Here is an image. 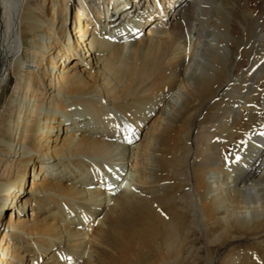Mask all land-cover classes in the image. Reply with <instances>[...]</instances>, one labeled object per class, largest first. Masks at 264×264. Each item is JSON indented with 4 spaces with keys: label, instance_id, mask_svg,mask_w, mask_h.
Returning <instances> with one entry per match:
<instances>
[{
    "label": "bare ground",
    "instance_id": "1",
    "mask_svg": "<svg viewBox=\"0 0 264 264\" xmlns=\"http://www.w3.org/2000/svg\"><path fill=\"white\" fill-rule=\"evenodd\" d=\"M29 1L0 0V88L12 65L27 72L16 117L30 89L58 70L59 44L92 69L79 60L49 76L61 101L38 107V183L28 200L19 196L24 179L0 190V220L7 198L25 214L31 205L35 216L11 221L14 235L10 243L5 236L0 257L15 263H2L213 264L215 247L262 239L264 145L252 135L264 123V65L250 71L264 59V0H158L159 12L151 0L127 9L106 0L114 10L104 28L92 7L75 14L70 0H50L56 32L34 15L22 20ZM24 23L30 35L45 32L44 71L35 41L31 61L21 59ZM247 144L256 146L250 154L241 151ZM8 148L30 154V165L32 152ZM100 235H109L107 255ZM254 256L264 260L257 250L221 264H252Z\"/></svg>",
    "mask_w": 264,
    "mask_h": 264
},
{
    "label": "rangeland",
    "instance_id": "2",
    "mask_svg": "<svg viewBox=\"0 0 264 264\" xmlns=\"http://www.w3.org/2000/svg\"><path fill=\"white\" fill-rule=\"evenodd\" d=\"M71 4L77 5L75 9L81 10L84 9L85 12L89 7H92L93 10L99 11L100 15V27L104 28L107 21L110 19L111 12L114 10V7H110V10L108 12L106 8V0H70ZM122 2L126 3V9L130 8L132 4L134 3V0H118L116 3V6L121 5ZM50 0H30L25 3L24 5V13L22 16V20L25 19L27 15H34L36 20H39L40 22H43L46 26V29H51L53 32L57 31L58 23L55 21V19H52L49 12V6ZM123 6L122 10H126ZM30 13V14H29ZM91 15V14H90ZM88 16L87 24H90V22H94V18L91 16ZM86 16V14H85ZM115 16V15H113ZM122 16V14H121ZM73 17V16H72ZM108 19V20H107ZM107 20V21H106ZM27 25H22L21 32L23 34V41L25 42V47L22 50V61L23 62H29L32 59V47L30 46L31 41H35L36 44H38L39 47V55L37 56V63L43 64V71L44 68L46 69V57H47V51H44L43 46L46 43V36L45 32L43 30L35 31V35H30V33L27 30ZM91 25V24H90ZM112 25V24H111ZM110 25V26H111ZM150 31V30H149ZM62 45H58L57 51H59L60 56L63 57L59 58L58 61V70L61 69V65L63 66H72L77 61L80 60V69H92V67H87L86 60L83 58H76L74 55L69 57L68 55H65L61 53ZM85 52H83L84 54ZM61 60V61H60ZM65 63V64H64ZM19 64V63H18ZM12 65L10 76L8 78L7 83H4L0 88V190L2 192L8 191L14 184L19 183V180L24 179L23 183V190L20 192V198L22 200H28L31 198L30 192L33 191L34 186L38 183V180L36 177L42 173L43 166H41V163L39 162L40 159L39 155L41 152H36L34 150V129L37 127L38 122V110L41 108H45L52 104H59L61 96H58L56 93H53L54 91L50 88V74H53V77H55L56 72L58 70H54L53 73L50 71V69L47 71V80L46 83H43L41 85H36L30 89L31 91V97H30V103L27 105V107L22 111L21 117H16L15 112V106L16 104L13 102L14 99L21 95L23 86L25 84L26 74L27 72L25 69L21 68V64L19 65ZM40 64V65H41ZM14 66V67H13ZM35 67L36 65L33 64ZM33 67V68H34ZM36 68V67H35ZM43 71H41V77L39 80L43 79ZM49 80V81H48ZM54 100V101H53ZM15 105V106H14ZM39 107V109H38ZM39 110V112H40ZM204 110V109H203ZM126 119H128L131 114L128 112L120 111ZM137 112V111H136ZM135 111H133L132 115H140L137 114ZM162 113H160L161 115ZM155 118V117H154ZM154 118L151 119L149 125L154 122ZM126 126L130 127L131 131H133V128L136 126L134 124H127ZM146 127V126H145ZM140 128H142L140 126ZM145 128L141 129V133L139 134V140L138 145L144 142V136H143V130ZM147 130V129H146ZM139 133V131H138ZM146 134V131H145ZM143 136V137H142ZM142 137V138H141ZM141 139V140H140ZM164 141H166V138H163ZM13 145L14 151H19L20 146L23 147L26 151L32 152L33 160L30 162L29 166H25L26 162L29 159L30 154H26L27 156L23 158L19 154L10 155L9 153V146ZM29 163V162H28ZM28 165V164H27ZM136 166V165H135ZM45 167V166H44ZM24 178H21V177ZM18 187V186H17ZM6 201V200H5ZM6 204H8V207L6 208ZM5 204V211L3 212L2 220H0V245L4 241L5 236L8 237L9 243L12 241L10 238L11 235H14L11 230H9L12 226L11 221H16L18 216H25L27 220H31L32 217L35 215V211H32L31 205H27L26 208L28 209L27 214L22 213L21 209L24 205L22 203L17 204L12 203V199L7 198V202ZM52 204V203H51ZM53 205V204H52ZM10 208V209H9ZM29 213V215H28ZM14 223V222H13ZM18 231V230H17ZM91 231V230H90ZM35 236L36 234L33 233ZM33 237V236H32ZM103 237V238H102ZM251 237V238H250ZM99 238L103 239V253L108 252L107 250V240L109 238V235H100ZM254 238V239H253ZM202 239V238H201ZM258 240V241H256ZM264 237L262 239H257L253 235H247L242 238V240H236L234 242H230L227 246L224 247H215L214 249V263L213 264H221L224 262V260L228 259L230 256H236L238 259L240 255H242L245 252H256L257 250L259 253H263L264 251ZM239 242V243H236ZM260 243V244H259ZM242 244V245H240ZM258 245V246H257ZM260 245V246H259ZM6 246V245H5ZM201 248H203V244L200 245ZM246 249V250H245ZM101 250V251H102ZM203 254L202 257L207 258L209 257V252L203 248ZM205 252V253H204ZM2 253V251H0ZM107 255V254H105ZM238 255V256H237ZM224 257V258H223ZM57 258V257H55ZM9 260L11 263L13 260L7 257H0V264L2 263V260ZM12 260V261H11ZM223 261V262H222ZM57 262V261H56ZM32 263V262H31ZM33 264V263H32ZM36 264V263H34ZM252 264H264V260H256L255 263Z\"/></svg>",
    "mask_w": 264,
    "mask_h": 264
}]
</instances>
